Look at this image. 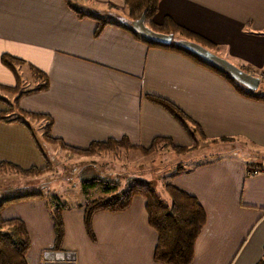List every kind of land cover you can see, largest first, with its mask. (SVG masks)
<instances>
[{
	"label": "crops",
	"instance_id": "0c3cea01",
	"mask_svg": "<svg viewBox=\"0 0 264 264\" xmlns=\"http://www.w3.org/2000/svg\"><path fill=\"white\" fill-rule=\"evenodd\" d=\"M75 1L71 3L83 12L98 17L99 7L108 8L121 19L118 24L126 21L122 0ZM164 17L214 45L215 55L222 54L234 66L263 70L264 0H160L153 22L160 24ZM95 23L78 19L63 0H0V56L21 60L16 71L29 65L47 79V88L20 97L17 109L51 120L49 137L76 150L120 138L142 148L154 138L189 147L181 127L147 101L148 96L178 108L207 141L236 139L241 148L235 156L222 153L172 183L194 197L205 214L190 264H257L264 254V173L247 176L245 169L264 162V102L237 95L217 74L181 54L148 48L122 28L106 25L94 38ZM0 85H14L1 62ZM44 118L24 119L31 132L17 123L0 122V162L41 168V143L52 156L55 151L68 153L42 141ZM245 150L252 156L242 155ZM78 204L61 212L59 251L52 248L42 200L8 204L0 217L24 224L27 264H159L152 259L156 234L147 224L143 198L133 197L123 211L95 212L93 240L84 232Z\"/></svg>",
	"mask_w": 264,
	"mask_h": 264
},
{
	"label": "trees",
	"instance_id": "16d2710c",
	"mask_svg": "<svg viewBox=\"0 0 264 264\" xmlns=\"http://www.w3.org/2000/svg\"><path fill=\"white\" fill-rule=\"evenodd\" d=\"M63 1L65 6L78 19L88 18L96 22L94 38L100 34L101 30L106 25L122 28L135 40L140 41L148 48H157L181 54L203 68L217 74L231 85L237 95L245 99L264 102V95L260 94L258 91H247L232 79L196 56L183 50L175 43H170L168 46H162L147 41L134 33L130 28V24L132 21L137 20L143 15L144 26L153 32L171 35L172 39L177 38L196 43L211 53L216 51L214 45L175 25L168 17H164L160 24H155L153 18L157 12V5L160 0H122L124 17L127 21H124L122 25L107 22L91 13L83 12L74 6L70 0ZM0 62L10 71L14 78L13 86L7 87L0 85V92L11 96L10 101L0 97V103L4 106V109L0 110V122L17 123L31 132L30 127L24 119L39 120L44 117L19 111L17 109V101L24 95L45 90L47 88L46 76L36 68L26 65L30 82L27 88L21 89V82L15 67L23 65V62L8 55H1ZM238 69L246 72L242 68L238 67ZM146 99L151 104L164 110L181 127L182 131L190 140L189 147L181 148L173 146L168 139L154 138L148 148H142L140 146L130 145L126 138H120L119 140L107 139L104 142H91L85 149L76 150L65 146L59 140H53L49 137L51 120L48 118H44L46 123L41 128V139L46 143L57 145L62 151L82 156L84 158H93L100 154H110L113 157H116L120 151H134L142 156H149L155 150L156 145L162 141L165 142L164 145H167L173 154L178 156L185 154L190 157V154L192 155L194 151L198 152V150H204L205 148H213L215 145H224L225 143L233 142V140L227 138L207 141L203 138L198 127L170 102L155 96H148ZM31 138L33 139L32 133ZM38 151L44 162L43 167H29L23 169L12 163L1 161L0 175L11 173L15 176L30 179L43 176L49 171L50 164L48 158L39 146ZM191 157H194V155ZM218 157L219 156L216 154H207L206 156H203V158L198 159L199 161L187 166L186 169L181 165L177 166L173 173L169 175L167 181L163 183L164 192L169 199L168 202L163 201L150 184L143 182H134L132 185L125 187L122 191H118L114 184L104 182L97 178L82 182L81 189L84 193L86 190L100 191V196L93 198L86 194L87 196L85 195L83 202L75 206L76 208H82L83 210L82 223L85 234L89 239L93 240L91 217L95 212L107 211L115 213L123 211L129 206L131 199L138 196L144 199V211L147 224L156 234V244L152 254L153 261L159 264H190L195 240L205 223V214L197 200L185 191L175 187L172 181L175 177L188 172L199 165L217 160ZM257 166V168L260 167L259 165ZM25 199H40L44 202L53 235L52 248L55 251H59L63 240L61 212L68 209L69 206L60 202L59 198L54 194L38 191L22 195L16 194L11 197L0 199V213L6 205ZM28 248L29 240L24 224L18 219L3 220L0 217V264H27L26 254ZM257 264H264V254Z\"/></svg>",
	"mask_w": 264,
	"mask_h": 264
},
{
	"label": "rangeland",
	"instance_id": "374dc122",
	"mask_svg": "<svg viewBox=\"0 0 264 264\" xmlns=\"http://www.w3.org/2000/svg\"><path fill=\"white\" fill-rule=\"evenodd\" d=\"M70 1L74 3L75 0ZM99 9L100 12H98L97 16L100 19L113 23H121L119 16H111L113 13L109 11L108 8L99 7ZM117 13H119V11H117ZM177 40L180 39L176 38L175 41ZM219 57H222L224 60L226 59L222 54H219ZM245 71V73L259 79V85L256 91L264 95V68L262 71L258 72ZM17 73L21 82V89L27 88L30 82L27 69L25 67L17 68ZM0 97L11 99L10 95L1 92ZM2 109H4V106L0 103V110ZM33 130L37 135L39 134L35 124ZM233 140L237 141L236 139ZM164 144L165 142L163 141L159 142L156 145L155 150L149 156H142L134 151H120L116 157H113L110 154H100L89 159H77L72 157L71 153H59L58 151H55L54 156H52L49 149H47L48 147L41 143L40 146L43 147V153L46 157L48 158V156H52V158H48L50 164L49 173L46 174V172L41 177L31 179L15 176L11 173L0 175V199L11 197L16 194H26L37 189L44 193L56 195L60 202L66 205L81 204L85 199L86 194L92 198L100 196V191L98 190H86L84 193L81 189L82 182L97 178L104 182L114 184L118 191L124 190L125 187L132 185L134 182L150 184L159 197L163 201L168 202L169 199L164 192L163 183L167 181L169 175L173 173L177 166L181 165L186 169L187 166L199 161L198 159L203 158V156H206L207 154H216L219 156L222 153H225L223 154L224 156H229V153H231L235 156V150L238 147L241 148L238 142L225 143L224 145H215L210 149L205 148L204 150H198V152L194 151L192 153L194 157H191V154L189 157L185 154L179 156L173 154L169 150V147ZM231 148H233L232 152L230 151ZM54 150H56V147ZM242 153L244 156L250 154L247 150H245V152L242 151ZM239 154L241 156V151ZM249 156L251 157L252 155L250 154ZM249 159L252 160V158ZM258 162H260V160ZM41 165L43 166L44 162ZM258 165L260 167L255 169L264 170V162H261ZM250 166L245 170L254 169V167H252L253 165Z\"/></svg>",
	"mask_w": 264,
	"mask_h": 264
},
{
	"label": "water",
	"instance_id": "95a60500",
	"mask_svg": "<svg viewBox=\"0 0 264 264\" xmlns=\"http://www.w3.org/2000/svg\"><path fill=\"white\" fill-rule=\"evenodd\" d=\"M130 28L134 33H136L137 35H139L140 37H142L147 41L162 46H168L170 43H175L183 50L196 56L203 62L211 65L212 67H214L219 72L232 79L235 83H237L247 91L255 92L258 88L259 85L258 78L241 71L240 69L229 63L228 61L207 51L198 44L185 40L175 41V39H172L171 35H164L151 31L146 26H144L143 15H141L137 20L132 21L130 24Z\"/></svg>",
	"mask_w": 264,
	"mask_h": 264
},
{
	"label": "built area",
	"instance_id": "2783aa9c",
	"mask_svg": "<svg viewBox=\"0 0 264 264\" xmlns=\"http://www.w3.org/2000/svg\"><path fill=\"white\" fill-rule=\"evenodd\" d=\"M247 176H255L260 173H264V170H257V169H250V170H245ZM51 264V263H49ZM66 264H71V263H66Z\"/></svg>",
	"mask_w": 264,
	"mask_h": 264
}]
</instances>
